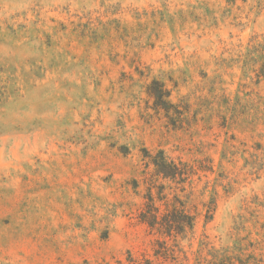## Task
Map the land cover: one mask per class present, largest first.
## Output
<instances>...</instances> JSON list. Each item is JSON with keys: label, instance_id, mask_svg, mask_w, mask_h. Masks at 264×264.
Here are the masks:
<instances>
[{"label": "rangeland", "instance_id": "rangeland-1", "mask_svg": "<svg viewBox=\"0 0 264 264\" xmlns=\"http://www.w3.org/2000/svg\"><path fill=\"white\" fill-rule=\"evenodd\" d=\"M0 264H264V0H0Z\"/></svg>", "mask_w": 264, "mask_h": 264}, {"label": "trees", "instance_id": "trees-1", "mask_svg": "<svg viewBox=\"0 0 264 264\" xmlns=\"http://www.w3.org/2000/svg\"><path fill=\"white\" fill-rule=\"evenodd\" d=\"M164 96H165V94L161 92L158 99L163 100ZM159 166H160L161 170L163 171V174L165 175L166 178H169L172 175L176 176V174L174 173V170L170 169V167H171L170 165L162 162L159 164ZM177 170L178 169H176V171ZM176 213H179V215L177 217L173 216L172 218H170L168 216H165L163 218V224H165V227H168L169 232L173 231V229H174L173 227L175 226V224L178 225L177 229H179V226L182 227L181 229H184V224L182 223L181 220H182V217L185 218L187 216H185L184 210H176ZM157 215H158L157 213H154L153 207L148 206L146 211L141 214V219H142V221L146 222L150 227H154L158 223V216ZM188 219L189 220H188L187 224L190 227H193L192 218H188Z\"/></svg>", "mask_w": 264, "mask_h": 264}]
</instances>
